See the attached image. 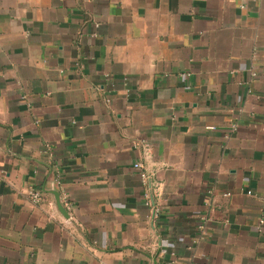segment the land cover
<instances>
[{
	"label": "crops",
	"instance_id": "1",
	"mask_svg": "<svg viewBox=\"0 0 264 264\" xmlns=\"http://www.w3.org/2000/svg\"><path fill=\"white\" fill-rule=\"evenodd\" d=\"M0 264H264V0H0Z\"/></svg>",
	"mask_w": 264,
	"mask_h": 264
},
{
	"label": "built area",
	"instance_id": "2",
	"mask_svg": "<svg viewBox=\"0 0 264 264\" xmlns=\"http://www.w3.org/2000/svg\"><path fill=\"white\" fill-rule=\"evenodd\" d=\"M235 129H236V125L233 124L231 126V130L234 131ZM133 168L138 171L139 177L141 178V180L143 182L146 183L147 180H148V178H149V174L145 170L143 163L141 161H139V160L138 161H135L133 163ZM148 189H149V192H150L151 191V186ZM29 196H30V199H31L32 202L39 203L42 200V198H43V193L39 189H31L29 191ZM145 197H146V199H145L146 200V204H150L151 205L152 204V201L149 198L150 196H149V193L148 192L145 194ZM153 211H154V214H156L157 211H158V208L155 205H153ZM204 222H205V218L203 217L202 218V221H201V223L199 225V228L201 229V231H203V229H204Z\"/></svg>",
	"mask_w": 264,
	"mask_h": 264
},
{
	"label": "water",
	"instance_id": "3",
	"mask_svg": "<svg viewBox=\"0 0 264 264\" xmlns=\"http://www.w3.org/2000/svg\"><path fill=\"white\" fill-rule=\"evenodd\" d=\"M48 193L52 194L54 196L55 199V204L57 206V209L63 214L65 215V209L63 208L61 202H60V197H59V193L55 190H47Z\"/></svg>",
	"mask_w": 264,
	"mask_h": 264
}]
</instances>
